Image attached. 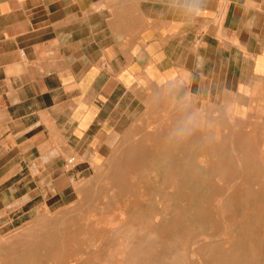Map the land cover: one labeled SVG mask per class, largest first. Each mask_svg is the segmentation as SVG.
Masks as SVG:
<instances>
[{
	"label": "crops",
	"instance_id": "crops-1",
	"mask_svg": "<svg viewBox=\"0 0 264 264\" xmlns=\"http://www.w3.org/2000/svg\"><path fill=\"white\" fill-rule=\"evenodd\" d=\"M130 106L263 129L264 0H0V185L54 137L103 154Z\"/></svg>",
	"mask_w": 264,
	"mask_h": 264
},
{
	"label": "rangeland",
	"instance_id": "rangeland-1",
	"mask_svg": "<svg viewBox=\"0 0 264 264\" xmlns=\"http://www.w3.org/2000/svg\"><path fill=\"white\" fill-rule=\"evenodd\" d=\"M129 109L123 125L112 131L110 144L100 147L103 154L96 151L99 147H70L63 137H54L55 145L36 153L40 161L33 160L34 153L23 163L25 177L16 176L0 185V264H264V123L259 131H243L239 140L251 145L241 146L238 152L239 145L234 143L239 140L231 138L230 122L210 128L214 123L209 115L191 111L183 125L181 114L172 121L166 113L137 115L133 106ZM174 122L178 128L164 131L165 139L160 135L161 142L155 147L151 138H144L148 130H164ZM181 125L188 128L182 131ZM133 134L143 135L147 160L133 172L128 184L132 195L122 197V187L110 183L105 175L116 165L117 149ZM182 135L192 143L181 146L177 140ZM224 141L233 144L217 145ZM53 155L62 160H44ZM125 157L130 161L133 153ZM228 158L238 160L237 167L232 164L237 176L228 172L221 177L223 172L214 164ZM143 173L151 184L145 183ZM108 190L117 193L114 209L80 202L95 192L92 202L102 205L112 194L101 192ZM129 197L132 203L127 205ZM128 207L133 213L130 219ZM109 212L116 214L107 216Z\"/></svg>",
	"mask_w": 264,
	"mask_h": 264
},
{
	"label": "bare ground",
	"instance_id": "bare-ground-1",
	"mask_svg": "<svg viewBox=\"0 0 264 264\" xmlns=\"http://www.w3.org/2000/svg\"><path fill=\"white\" fill-rule=\"evenodd\" d=\"M151 115V114H150ZM170 115V119L173 121V115L172 114H167V116H169ZM176 116L177 115H179V112H178V114L176 113L175 114ZM142 117V116H141ZM176 118V117H175ZM245 118V117H244ZM161 119V118H160ZM177 119H179L178 117H177ZM176 120V119H175ZM157 121V120H156ZM141 122V121H140ZM166 123V122H165ZM157 124V123H156ZM152 126V125H151ZM160 127V126H159ZM164 127V126H163ZM174 127L175 128H178V126H177V124L174 122L173 124H169V125H167V126H165L164 128H162V129H164V130H158V129H156L154 132H149V130L147 131V132H145V134H144V138L145 137H149V138H151V140H152V144H153V146L155 147L156 145H158V144H160V142H161V138H162V140H163V138H164V136H166L165 134H163V132L165 131H172L173 129H174ZM232 127V126H231ZM140 128V127H139ZM180 128H181V130L182 131H185L186 129H185V127L183 126V125H181L180 126ZM191 128H193V127H191ZM196 128H198V127H196ZM194 129V128H193ZM231 129V128H230ZM158 130V131H157ZM159 131H161V133H158ZM176 131V130H175ZM234 132V131H233ZM131 133H132V131H131ZM170 133V132H169ZM185 132H183L182 134H184ZM198 133V132H197ZM171 134V133H170ZM244 134V132L243 131H241V130H239L238 132H237V134H236V137L238 138V140L239 139H241V137H242V135ZM130 135H132V134H130ZM162 136L161 138H159V136ZM128 134H127V138H128ZM171 136V135H170ZM187 136H189L188 135V133H187ZM169 137V136H168ZM172 137V136H171ZM192 137H193V135H192ZM192 137H191V139H192ZM124 138V137H123ZM130 138V137H129ZM125 139V138H124ZM142 139H143V135L141 136L140 135V137L139 136H137V135H135L134 136V134H133V137L131 138V139H129V141L128 142H125L124 141V143H125V145L123 146V145H121V147H119L118 149H117V151L116 152H118V151H120V153H119V157L117 156H115V158L113 159V162L116 164L115 166H114V168L111 170V172L110 173H108L107 175H105L106 177H107V179L108 180H110V183H114L115 185L117 184V185H119V186H121L122 187V190L119 192V193H122L121 195H122V197L125 195V194H128V196H129V194L131 193V190L130 189H128V184L131 182L130 180H133V177H134V173L133 172H135V169H137V168H141V166H142V164H144V163H146L145 161L147 160L146 159V153H145V149H147L145 146H144V144H143V141H142ZM165 139V138H164ZM187 139V138H186ZM198 139V138H197ZM207 139V138H206ZM126 140V139H125ZM185 139H184V135H182V137L180 138V140H177V141H179V144L181 145V146H183L184 144H187V146H188V144H190V143H192V142H189V141H184ZM199 140V139H198ZM122 141V140H121ZM195 142H197V140L195 141ZM199 142V141H198ZM200 142H201V140H200ZM199 142V144H201ZM225 142V141H224ZM122 143H123V141H122ZM226 143L229 145V144H233V143H231V142H225V143H219V144H217V145H219V146H225L226 145ZM193 144H194V142H193ZM235 145H239L238 147H239V149L237 150V149H235V150H237L238 152H240V147L241 146H244L245 147V145L246 146H248V145H251V144H245V141L244 140H239V141H237V142H235L234 143ZM170 145V144H169ZM198 145V144H197ZM173 146V145H172ZM171 146V147H172ZM186 146V145H185ZM186 146V147H187ZM190 146V145H189ZM196 146V145H195ZM216 146V145H215ZM163 147V146H162ZM234 147V146H233ZM192 148V147H191ZM116 149V148H115ZM171 149V148H170ZM176 149V148H175ZM196 149V148H195ZM198 149H199V147H198ZM230 149H231V147H230ZM187 150V149H186ZM115 151V150H114ZM167 151V150H166ZM226 151H229V149H227ZM225 151V152H226ZM231 151H233L232 149H231ZM236 151V152H237ZM115 152V153H116ZM170 152H172L171 150H170ZM186 152V151H185ZM185 152H184V154H185ZM188 152V151H187ZM194 152V151H193ZM196 152V151H195ZM129 153H133V159H131L130 161H125L126 159H127V157H125V155H127V154H129ZM228 153V152H227ZM165 154V153H164ZM168 154H170V153H168ZM187 154V153H186ZM194 154V153H193ZM231 154V153H230ZM230 154H228V155H230ZM232 154L233 155H235L234 154V151L232 152ZM114 155V154H113ZM177 155H179V154H177ZM111 156V155H110ZM175 156V155H174ZM181 157V156H180ZM191 157V156H190ZM195 157V156H194ZM201 157V156H200ZM228 157V156H227ZM234 157V156H233ZM240 157V156H239ZM243 157H244V155H243ZM173 158V157H172ZM182 158V157H181ZM193 158V157H192ZM191 158V159H192ZM235 158V157H234ZM232 159V158H228V159H220V160H218V161H216L215 162V164H214V167H215V169L216 168H218L217 170H219V169H221V172H223V174L221 175V177L223 176V177H225V175H226V173H227V175L229 174L228 172H232V174L233 173H235V171H234V168L235 167H237V165H235L236 163L235 162H237L238 160L237 159ZM240 158H242V157H240ZM239 158V159H240ZM246 158V157H245ZM180 159V158H179ZM188 159V158H187ZM195 159V158H194ZM189 160H190V158H189ZM210 161V160H209ZM242 161L244 162V163H246L247 161L245 160V159H242ZM232 162H234V163H232ZM242 162V163H243ZM184 163V162H183ZM187 164H188V162H186ZM110 164V163H109ZM232 164H234L235 165V167L233 168V166H232ZM112 165V164H111ZM110 165V166H111ZM182 165H184V164H182ZM196 165V164H195ZM242 165V164H241ZM239 166V165H238ZM184 167V166H183ZM182 167V168H183ZM211 167V166H210ZM110 168V167H109ZM108 168V169H109ZM238 168H240V167H238ZM237 168V169H238ZM111 169V168H110ZM110 169H109V171H110ZM203 169V168H202ZM235 170H236V168H235ZM142 171H144V170H142ZM145 172V171H144ZM218 172V171H217ZM216 172V173H217ZM241 172V171H240ZM242 172L243 173H245L243 170H242ZM105 174V173H104ZM231 173H230V175H232ZM236 174V173H235ZM234 174V175H235ZM240 174V173H239ZM242 174V173H241ZM241 174H240V176H241ZM143 176V178L145 177V179H144V181H145V183L146 184H151V181H150V178H149V176L147 175V174H145L144 175V173L142 174ZM229 175V176H230ZM233 175V176H234ZM236 176H237V174H236ZM243 176V175H242ZM245 176H247V175H245ZM254 176V175H253ZM264 176V175H263ZM105 177V178H106ZM215 177V176H214ZM220 177V176H219ZM228 177V176H227ZM104 178V179H105ZM217 178V177H216ZM222 179V178H221ZM237 179H238V177H237ZM226 180V179H225ZM236 180V179H235ZM243 180V179H242ZM262 180V179H261ZM260 180V181H261ZM228 181V180H227ZM257 181V180H256ZM255 181V182H256ZM222 182V181H221ZM224 182V181H223ZM230 182V181H229ZM236 182V181H235ZM239 182H241L240 180H239ZM254 182V181H253ZM254 182V183H255ZM225 183V182H224ZM233 183V182H232ZM231 183V184H232ZM238 183V182H237ZM237 183H233V184H237ZM107 184V183H106ZM222 184V183H221ZM232 184V185H233ZM249 184V183H248ZM222 186V185H221ZM231 186V185H230ZM234 187V186H233ZM228 188V187H227ZM231 189V187L229 188V190ZM223 190V189H222ZM99 191V190H98ZM112 190H108V191H102L101 193H106V194H112V195H108V199L107 200H104L103 201V203H102V205L101 204H95L94 205V203L92 202L93 201V199H94V194H95V192H94V194H92L91 193V195L89 196V197H87V196H83V197H81V199H80V202L82 203V204H84V203H86V202H88V205L89 204H91V206H101V208L103 209V208H107L108 210L109 209H111V208H113L114 209V207L115 206H112V201H113V199H115L114 197H116V196H114V194L116 195L117 193L116 192H111ZM134 191V190H133ZM231 192V191H230ZM225 193V192H224ZM106 194H105V196H106ZM97 195V194H96ZM131 195H132V193H131ZM134 196V195H133ZM229 196V195H228ZM118 197V196H117ZM121 197V198H122ZM120 198V199H121ZM127 198V197H126ZM125 198V199H126ZM130 198V199H129ZM127 200H128V203H127V205H129L130 203H132V197H129ZM225 198H226V196H225ZM224 198V199H225ZM228 198V197H227ZM230 198V197H229ZM105 199V198H104ZM244 199V198H243ZM247 199V198H246ZM228 200V199H227ZM116 201H118L117 200V198H116ZM115 201V202H116ZM222 201H224L223 199H222ZM101 202V201H100ZM107 202V203H106ZM216 202V201H215ZM227 202V201H226ZM202 204V203H201ZM224 204H225V202H224ZM80 205V204H79ZM230 205V204H229ZM120 206V205H119ZM221 206H223L222 204H221ZM225 206V205H224ZM231 206V205H230ZM85 207V206H84ZM121 207V206H120ZM185 207H187V206H185ZM229 207V206H228ZM70 208V207H69ZM222 209H223V207H221ZM225 208V207H224ZM68 209V208H67ZM72 209H74V207L72 208ZM76 209H77V207H76ZM92 209H94L95 210V207L93 208L92 207ZM98 209V208H97ZM96 209V210H97ZM128 209H129V211H128V213H127V216L129 215V219L132 217L131 215H133V213L131 212V210H130V208L128 207ZM234 209V208H233ZM232 209V210H233ZM70 210V209H69ZM98 210H100V209H98ZM227 210V209H226ZM229 210H231L230 208H229ZM218 211V210H217ZM102 212V211H101ZM121 212V211H120ZM236 212V211H235ZM71 213H73V212H71ZM70 213V214H71ZM99 213V212H98ZM110 213V215H108V213L106 214L107 216H113V214H116V212L115 213H111V212H109ZM88 215V214H87ZM122 215V214H121ZM225 215H227V214H225ZM82 216H83V214H82ZM86 216V215H85ZM94 216V215H93ZM92 216V217H93ZM105 216V215H104ZM111 216V217H112ZM65 217V216H64ZM67 217V216H66ZM70 217V216H69ZM87 217V216H86ZM102 218V217H101ZM105 218V217H104ZM114 218H117V216L116 217H114ZM84 219V218H83ZM94 219V218H93ZM107 219H108V217H107ZM106 219V221L107 222H109L110 220H107ZM110 219V218H109ZM124 219V218H123ZM102 220H104V219H102ZM118 220V219H117ZM60 221V220H59ZM61 221H62V219H61ZM73 221V220H72ZM94 221V220H93ZM121 221V220H120ZM119 220H118V222H120ZM82 222V221H81ZM91 222V221H90ZM105 222V221H104ZM111 222H113V220L111 221ZM226 222V221H225ZM60 223V222H59ZM89 223V222H88ZM115 223H117V221H115L114 223H112L113 225H115ZM170 223H172V222H170ZM233 223V222H232ZM66 224V223H65ZM86 224V223H85ZM92 224V223H91ZM103 224H105V223H103ZM111 224V223H110ZM109 224V225H110ZM229 224V223H228ZM112 225V226H113ZM225 225V224H224ZM233 225V224H232ZM31 226H34V225H31ZM59 226V225H58ZM57 226V227H58ZM65 226V225H64ZM73 226V225H72ZM227 226V225H226ZM257 226H258V224H257ZM75 227V226H74ZM81 227V226H80ZM110 227V226H109ZM231 227V226H230ZM262 228V227H261ZM80 230H81V228H80ZM93 230V229H92ZM109 230V229H108ZM257 230V229H256ZM84 231V230H83ZM96 231V230H95ZM25 232V231H24ZM92 232V231H91ZM259 232V231H258ZM70 233V232H69ZM94 233V232H93ZM109 233H110V231H109ZM109 233H107L108 235H109ZM222 233V232H221ZM228 233V232H227ZM261 233V232H260ZM45 234V233H44ZM231 234V233H230ZM41 235H43V234H41ZM41 235L39 236V238L41 237ZM54 235H56V234H54ZM210 235V234H209ZM219 235V234H218ZM217 235V236H218ZM51 236H53V235H51ZM58 237V236H57ZM72 237V236H71ZM202 237V236H201ZM107 239V238H106ZM196 239H200V238H196ZM203 239V238H202ZM36 240H38V238L36 239ZM35 240V241H36ZM204 240V239H203ZM35 241H34V243H35ZM44 242V241H43ZM204 243V242H203ZM12 244V243H11ZM44 246V245H43ZM13 247V246H12ZM37 248V247H36ZM202 249H203V247H201ZM200 248V249H201ZM46 249V248H45ZM43 250V249H42ZM79 250V249H78ZM82 250V249H81ZM13 251V250H12ZM44 252V251H43ZM75 252V251H74ZM39 253V252H38ZM22 255V254H21ZM47 255V254H46ZM46 257V256H45ZM32 261V260H31ZM74 263V262H73Z\"/></svg>",
	"mask_w": 264,
	"mask_h": 264
}]
</instances>
